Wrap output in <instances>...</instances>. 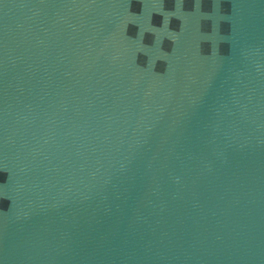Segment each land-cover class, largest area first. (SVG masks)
<instances>
[{
    "label": "water",
    "instance_id": "1",
    "mask_svg": "<svg viewBox=\"0 0 264 264\" xmlns=\"http://www.w3.org/2000/svg\"><path fill=\"white\" fill-rule=\"evenodd\" d=\"M0 264H264V0H0Z\"/></svg>",
    "mask_w": 264,
    "mask_h": 264
}]
</instances>
